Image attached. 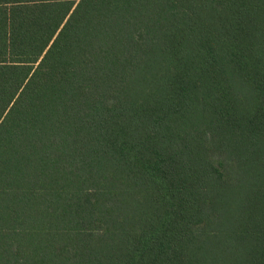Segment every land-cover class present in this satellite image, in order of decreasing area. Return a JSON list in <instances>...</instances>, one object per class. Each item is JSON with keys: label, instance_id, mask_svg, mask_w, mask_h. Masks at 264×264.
I'll use <instances>...</instances> for the list:
<instances>
[{"label": "trees", "instance_id": "1", "mask_svg": "<svg viewBox=\"0 0 264 264\" xmlns=\"http://www.w3.org/2000/svg\"><path fill=\"white\" fill-rule=\"evenodd\" d=\"M76 1L0 0V264H264V0Z\"/></svg>", "mask_w": 264, "mask_h": 264}, {"label": "rangeland", "instance_id": "2", "mask_svg": "<svg viewBox=\"0 0 264 264\" xmlns=\"http://www.w3.org/2000/svg\"><path fill=\"white\" fill-rule=\"evenodd\" d=\"M115 1L117 2L118 0H105L101 5V0H77L69 16L53 37L50 47L65 53L75 50V37L85 23L90 20L93 15L95 16L96 12L97 16L95 17L100 19L103 15V11L109 8L108 5ZM108 11H106V14ZM213 245L214 244L210 245V250L215 249Z\"/></svg>", "mask_w": 264, "mask_h": 264}]
</instances>
